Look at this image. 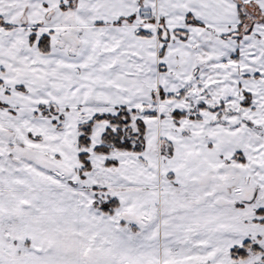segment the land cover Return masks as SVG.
Masks as SVG:
<instances>
[{
    "label": "snow or ice",
    "instance_id": "snow-or-ice-1",
    "mask_svg": "<svg viewBox=\"0 0 264 264\" xmlns=\"http://www.w3.org/2000/svg\"><path fill=\"white\" fill-rule=\"evenodd\" d=\"M0 264H264V0H0Z\"/></svg>",
    "mask_w": 264,
    "mask_h": 264
}]
</instances>
